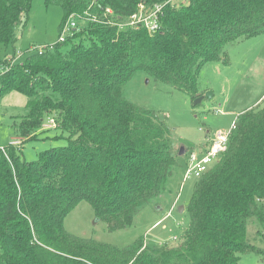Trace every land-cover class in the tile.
Returning a JSON list of instances; mask_svg holds the SVG:
<instances>
[{"label": "trees", "instance_id": "1", "mask_svg": "<svg viewBox=\"0 0 264 264\" xmlns=\"http://www.w3.org/2000/svg\"><path fill=\"white\" fill-rule=\"evenodd\" d=\"M32 1L0 0V97L18 91L33 99L22 137L36 136L48 116L68 143L35 160L24 158L23 144L0 147V264H240L244 253L264 263V246L248 239L255 218L264 240L261 103L238 115L227 150L197 179L180 242L150 246L138 237L120 247L65 227L88 201L108 230L127 228L165 192L180 148L155 110L124 96L125 86L143 71L196 99L206 63L227 62L230 43L264 34V0H99L102 21L13 63L15 54L2 50L15 43ZM90 1L45 0L62 7L63 22ZM141 3L147 11L164 4L155 32L103 21L105 7L124 22Z\"/></svg>", "mask_w": 264, "mask_h": 264}, {"label": "rangeland", "instance_id": "2", "mask_svg": "<svg viewBox=\"0 0 264 264\" xmlns=\"http://www.w3.org/2000/svg\"><path fill=\"white\" fill-rule=\"evenodd\" d=\"M182 1L172 0L174 3ZM63 19L60 5L33 0L30 12L24 13L15 27V43L4 48L2 55L18 56L21 52L16 62H23L40 46H53L68 23ZM77 22L80 23L78 29L85 25L80 20ZM35 47L37 49L33 50ZM226 50L227 62H208L202 68L199 77L201 95L197 97L201 99L198 102L197 98L192 100L187 93L143 71L127 83L124 96L139 107L155 110L171 128L177 148L183 146L186 152L179 155L180 163L174 168L164 194L142 209L131 226L108 230L105 221L97 219L91 204L82 201L65 218V227L69 232L120 247L133 243L138 237H143L150 246L180 242L190 222L187 206L198 179L184 180L187 150L204 146L218 130H230L238 115L245 110L259 102L264 105V34L230 43ZM260 97L261 100L255 104ZM32 100L18 91H10L0 97V147L19 140L18 145L23 144L26 160H35L40 152L68 143L67 133L48 126L51 119L48 116L36 136L30 139L21 136L20 122L28 113ZM181 206L185 207L183 211H180ZM260 229L262 225L257 219L248 221L249 241L264 246V240L257 234ZM240 264L264 263L255 253H244L241 254Z\"/></svg>", "mask_w": 264, "mask_h": 264}, {"label": "built area", "instance_id": "3", "mask_svg": "<svg viewBox=\"0 0 264 264\" xmlns=\"http://www.w3.org/2000/svg\"><path fill=\"white\" fill-rule=\"evenodd\" d=\"M99 0H91L87 8L83 12H75L68 17V23L63 28V31L59 37L60 41L67 38L68 35H72L74 31L78 30L77 20L81 23H87L91 21H102L101 16L96 12V6ZM164 4H155L149 11L146 10L144 4H139V10L131 15L126 21L119 22L113 16V10L110 7H105L102 9L104 17V22L111 25H118L119 27L131 26L134 28L146 27L150 32H155L160 28V15L162 13V8ZM84 25V24H83ZM83 27V26H82ZM46 46H40L33 48L36 51H42ZM35 51V52H36ZM17 56L15 54V59L13 63L16 62L17 58L21 56V52ZM11 57V56H10ZM4 71V68H0V73ZM48 126H55L54 118L50 119V124ZM235 125L233 124L232 128ZM231 128V129H232ZM218 130L213 137H209L207 143L200 147L199 149L187 150V164L184 171V180L195 177L200 178L207 170H209L220 158V156L227 150L228 138L231 132ZM19 140L12 141V144L18 145ZM3 148V147H2ZM177 200V199H176ZM174 204L172 205V207ZM171 207V208H172Z\"/></svg>", "mask_w": 264, "mask_h": 264}, {"label": "water", "instance_id": "4", "mask_svg": "<svg viewBox=\"0 0 264 264\" xmlns=\"http://www.w3.org/2000/svg\"><path fill=\"white\" fill-rule=\"evenodd\" d=\"M200 99H201V98H197L196 101L198 102ZM185 152H186L185 148H184L183 146H181L179 154L182 155V154H184ZM183 210H184V206H181V207H180V211H183Z\"/></svg>", "mask_w": 264, "mask_h": 264}, {"label": "crops", "instance_id": "5", "mask_svg": "<svg viewBox=\"0 0 264 264\" xmlns=\"http://www.w3.org/2000/svg\"><path fill=\"white\" fill-rule=\"evenodd\" d=\"M260 100H261V97L256 101L255 104H257ZM260 103H261V102H259L258 104H260ZM258 104H257V105H258ZM255 106H256V105H255ZM253 107H254V106H253ZM251 108H252V107H251ZM249 109H250V108H249ZM163 194H164V193H163ZM163 194H162V195H163ZM160 198H161V197H160ZM175 201H176V199H175ZM156 202H158V201H156ZM173 204H174V203H173ZM173 204H172V205H173ZM171 207H172V206H171ZM184 209H185V207H184Z\"/></svg>", "mask_w": 264, "mask_h": 264}]
</instances>
